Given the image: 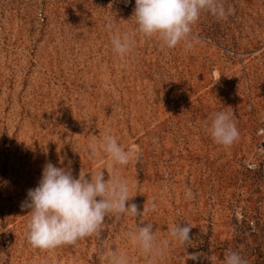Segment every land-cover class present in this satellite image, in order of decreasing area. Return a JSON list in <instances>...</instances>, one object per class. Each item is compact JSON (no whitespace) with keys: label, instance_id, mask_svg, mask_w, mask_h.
I'll return each instance as SVG.
<instances>
[{"label":"rangeland","instance_id":"obj_1","mask_svg":"<svg viewBox=\"0 0 264 264\" xmlns=\"http://www.w3.org/2000/svg\"><path fill=\"white\" fill-rule=\"evenodd\" d=\"M223 3L232 14L202 12L188 51L139 34L135 0H0V264H109L113 250L129 264H224L230 252L264 264V0ZM117 32L135 40L123 57ZM218 112L236 124L231 146L208 131ZM105 133L138 158L90 157ZM48 162L127 181L141 214H109L75 245L33 248L23 205ZM149 223L162 255L130 239ZM177 224L192 226L187 246L170 236Z\"/></svg>","mask_w":264,"mask_h":264},{"label":"clouds","instance_id":"obj_2","mask_svg":"<svg viewBox=\"0 0 264 264\" xmlns=\"http://www.w3.org/2000/svg\"><path fill=\"white\" fill-rule=\"evenodd\" d=\"M232 7H225L223 0H135L134 14L137 31L144 37L156 38L161 47L173 49L183 43L185 50H192V26L202 12L218 19H226L232 14ZM132 16V17H133ZM111 31L113 25L109 24ZM191 38V39H190ZM113 51L123 57L130 54L135 40L127 32L112 36ZM215 143L228 147L238 138V130L227 112L215 113L208 128ZM90 157L102 150L114 165H127L137 159V153L125 149L117 139L105 133L99 142L88 145ZM81 170L78 178L64 167L51 162L43 168L38 186L29 189L25 205L30 209L25 235L33 248L51 250L64 245H75L79 240L98 234L105 217L109 214L139 216L138 206L127 203L129 195L127 181L118 177L105 179L103 172L91 174ZM191 198V189L186 190ZM156 205L153 203L152 210ZM148 209H143L147 211ZM152 224L139 226L130 239L145 255H162L164 248L156 243ZM190 224H177L170 229V236L179 244L187 246L191 240ZM164 247L167 241L163 242ZM196 261L199 256L192 254ZM109 264H129L123 254L112 251L108 255ZM224 264H247L238 253L226 254Z\"/></svg>","mask_w":264,"mask_h":264},{"label":"built area","instance_id":"obj_3","mask_svg":"<svg viewBox=\"0 0 264 264\" xmlns=\"http://www.w3.org/2000/svg\"><path fill=\"white\" fill-rule=\"evenodd\" d=\"M260 133L264 135V128L261 130ZM263 181H264V165H263ZM251 227L253 228V226H251Z\"/></svg>","mask_w":264,"mask_h":264}]
</instances>
